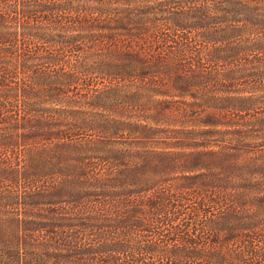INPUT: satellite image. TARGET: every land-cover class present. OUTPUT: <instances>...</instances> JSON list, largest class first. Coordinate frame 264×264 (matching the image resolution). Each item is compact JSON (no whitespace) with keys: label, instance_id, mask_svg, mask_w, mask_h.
<instances>
[{"label":"trees","instance_id":"16d2710c","mask_svg":"<svg viewBox=\"0 0 264 264\" xmlns=\"http://www.w3.org/2000/svg\"><path fill=\"white\" fill-rule=\"evenodd\" d=\"M8 1L0 9V204L5 214L0 264H264V220L255 225L250 208L238 203L237 197H244L239 182L223 187L204 181L207 174L187 171L163 179L172 165L158 171L159 164L172 162L174 154L154 150L143 153L157 163L132 149L76 152L68 158L47 152L82 143L99 123L89 115L76 117L78 111H56L51 105L58 101L36 102L22 91L38 95L36 89L46 88L48 96L68 97V105L74 103L69 94L81 97L83 86L92 87L88 100L107 98L113 88L105 87L100 96L93 84L100 74L94 41L127 30L108 26L113 16L96 5L128 2L23 0L12 6ZM211 3L217 1L201 4L210 11L206 25H223L228 11H211ZM192 8L174 14L189 15ZM195 27L176 21L165 30H154L149 22L128 29L131 44H137L130 47L128 73L145 80L154 96L168 78L184 83L196 71L193 42L198 40L182 31ZM21 56L33 76L28 74L17 89ZM143 167L147 176L160 179L151 186L136 179ZM123 177H128V191L116 201L112 197L120 193L112 184Z\"/></svg>","mask_w":264,"mask_h":264},{"label":"rangeland","instance_id":"374dc122","mask_svg":"<svg viewBox=\"0 0 264 264\" xmlns=\"http://www.w3.org/2000/svg\"><path fill=\"white\" fill-rule=\"evenodd\" d=\"M3 1L0 0V9ZM124 1L128 5H96L99 11L113 16L108 26L127 30L123 36L114 32L94 41L100 74L95 75L98 80L93 84L95 89H101L100 96L105 87L113 88L107 98L88 100L87 91L92 87L83 86L81 97L69 94L74 103L68 105L71 101L68 97L65 99L59 93L48 96L46 88L36 89L38 95L35 90L22 91L36 102L58 101L51 105L56 111H78L76 117L89 115L99 123L97 132L83 137L82 143L63 149L52 147L47 152L65 158L76 152H117L121 148L134 152L141 150L143 156L147 153L144 151L152 150L172 153V162L165 166L159 164L158 171L172 165L165 170L163 179L173 172H178L176 176H179L187 171V175L207 174L204 181L211 179L213 184L223 187L239 182L244 186V197L238 196V203L250 208L255 225L261 223V219L264 220V0H213L217 4L209 5L211 11L228 12L227 16L222 15L223 25L210 26L204 19L210 11L201 5L206 0ZM183 1L189 4L184 5ZM22 2L10 0L6 3L13 6L22 5ZM190 7L195 8L190 9L189 15L174 14L176 9ZM193 18L195 20H190ZM202 20L205 24H199ZM176 21L196 26L182 31L198 40V43L193 42L197 48L192 61L196 71L179 85L173 78H168L166 88H156L158 96H154L152 90L145 87V80L142 83L127 71L130 47L137 46L131 44L128 29L141 23L144 27L149 22L154 30H165ZM215 26L219 29L214 32ZM18 60L20 74L14 81L17 89L28 74L33 76V71L29 72L31 68H26L28 59L21 56ZM168 66L172 67L171 64ZM172 107H175L173 111ZM102 126L106 129L101 130ZM148 159L157 163L154 158ZM143 171L144 167L136 171V179L148 182L150 186L160 179L147 176ZM127 183L128 177H123L112 184V190L120 193L118 197H112L114 200L120 199L123 191H128ZM100 187L104 188L103 185ZM0 209V217L4 218L1 204Z\"/></svg>","mask_w":264,"mask_h":264}]
</instances>
